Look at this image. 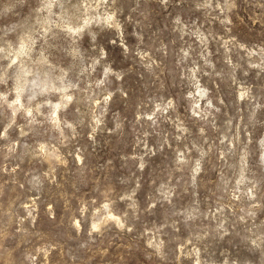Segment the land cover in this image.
<instances>
[{
  "label": "rangeland",
  "instance_id": "374dc122",
  "mask_svg": "<svg viewBox=\"0 0 264 264\" xmlns=\"http://www.w3.org/2000/svg\"><path fill=\"white\" fill-rule=\"evenodd\" d=\"M0 264H264V0H0Z\"/></svg>",
  "mask_w": 264,
  "mask_h": 264
}]
</instances>
